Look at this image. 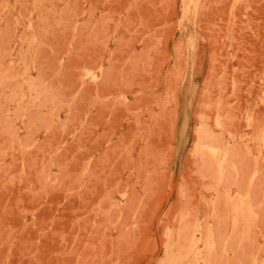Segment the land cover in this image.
<instances>
[{"label":"rangeland","instance_id":"1","mask_svg":"<svg viewBox=\"0 0 264 264\" xmlns=\"http://www.w3.org/2000/svg\"><path fill=\"white\" fill-rule=\"evenodd\" d=\"M176 263L264 264V0H0V264Z\"/></svg>","mask_w":264,"mask_h":264},{"label":"bare ground","instance_id":"2","mask_svg":"<svg viewBox=\"0 0 264 264\" xmlns=\"http://www.w3.org/2000/svg\"><path fill=\"white\" fill-rule=\"evenodd\" d=\"M194 238H195V237H194ZM197 239L199 240V238H197ZM196 242H197V241H196ZM196 245H197V244H196ZM196 245H195V246H196ZM198 246H199V245H198ZM198 249H199V248H198ZM200 253H201V252H200ZM197 256H198V254H197ZM202 256H203V255H202ZM202 256L199 255V257H201V258H202ZM201 258H200V259H201ZM203 259H204V258H203ZM201 260H202V259H201ZM200 262H201V261H200ZM176 264H177V263H176Z\"/></svg>","mask_w":264,"mask_h":264}]
</instances>
